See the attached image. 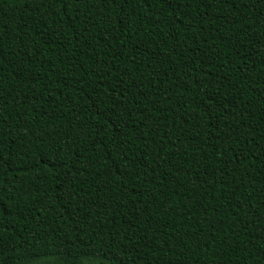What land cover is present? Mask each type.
<instances>
[{
	"label": "trees",
	"instance_id": "16d2710c",
	"mask_svg": "<svg viewBox=\"0 0 264 264\" xmlns=\"http://www.w3.org/2000/svg\"><path fill=\"white\" fill-rule=\"evenodd\" d=\"M0 133V264H264V0H0Z\"/></svg>",
	"mask_w": 264,
	"mask_h": 264
},
{
	"label": "snow or ice",
	"instance_id": "6c2138e0",
	"mask_svg": "<svg viewBox=\"0 0 264 264\" xmlns=\"http://www.w3.org/2000/svg\"><path fill=\"white\" fill-rule=\"evenodd\" d=\"M54 2V0H53ZM89 2H91V0H89ZM112 3H117V2H120V0H111ZM221 2H223V0H221ZM3 133H0V136H2ZM5 141L0 139V145L4 144ZM24 147H27V145H24ZM114 147H119V145H114ZM61 151L63 150L62 148L60 149ZM127 151H131V149H128ZM122 155L127 158V153H122ZM0 159H2V154H0ZM162 159V158H161Z\"/></svg>",
	"mask_w": 264,
	"mask_h": 264
},
{
	"label": "water",
	"instance_id": "95a60500",
	"mask_svg": "<svg viewBox=\"0 0 264 264\" xmlns=\"http://www.w3.org/2000/svg\"><path fill=\"white\" fill-rule=\"evenodd\" d=\"M18 1H21V2H26V1H32V0H18Z\"/></svg>",
	"mask_w": 264,
	"mask_h": 264
}]
</instances>
